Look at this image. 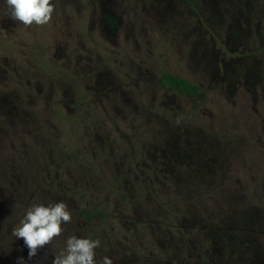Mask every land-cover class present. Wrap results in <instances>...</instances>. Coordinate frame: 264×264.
I'll return each instance as SVG.
<instances>
[{
  "label": "rangeland",
  "instance_id": "1",
  "mask_svg": "<svg viewBox=\"0 0 264 264\" xmlns=\"http://www.w3.org/2000/svg\"><path fill=\"white\" fill-rule=\"evenodd\" d=\"M50 2L25 25L0 0V264L27 259L25 210L57 201L72 219L28 264L69 235L98 238V264H200L179 249L188 205L185 230L234 225L235 264H264V0Z\"/></svg>",
  "mask_w": 264,
  "mask_h": 264
},
{
  "label": "clouds",
  "instance_id": "2",
  "mask_svg": "<svg viewBox=\"0 0 264 264\" xmlns=\"http://www.w3.org/2000/svg\"><path fill=\"white\" fill-rule=\"evenodd\" d=\"M8 16L25 25L47 24L54 11L50 0H5ZM72 219L71 211L64 201L48 204L35 203L30 205L13 229L17 239H23V246L27 248V259L24 256L16 258V264H28V260L38 255V251L64 231L62 225ZM101 245L96 238L69 235L64 247L50 258V264H98L94 259L95 249ZM99 264H113L109 256H104Z\"/></svg>",
  "mask_w": 264,
  "mask_h": 264
},
{
  "label": "trees",
  "instance_id": "3",
  "mask_svg": "<svg viewBox=\"0 0 264 264\" xmlns=\"http://www.w3.org/2000/svg\"><path fill=\"white\" fill-rule=\"evenodd\" d=\"M160 87L169 92H173L180 97L185 98H199L202 97V90L199 86L193 82L188 81L187 79L175 75L173 73L164 71L158 80ZM190 206H186L183 212L176 216V223L181 228V233L185 236L187 234V239L185 237L179 244V249H181V253H183L184 257L189 261L192 260V254H194V261L200 264H222L221 261L225 262V264H235L237 260V250L235 246L230 245L229 235L231 232L232 235L235 233V227L232 225L230 229L223 232H218L215 230L216 234L213 233V230L210 229L209 233H206L207 228L201 226L191 227L189 230H185L184 224L189 218V222L196 223L195 217L189 216L191 213ZM189 214V215H187ZM83 215L91 220L94 217L102 218V214H93L89 212L83 213ZM188 226V225H187ZM186 226V227H187ZM196 226V225H195ZM186 231V232H185ZM205 232V233H204ZM203 234H206V238L201 239ZM198 242V244H196ZM231 250V254L229 251ZM234 251L233 255L232 252ZM217 252H221L220 263L217 261ZM215 256V257H214ZM216 258V259H215ZM192 260V261H193ZM240 261V260H238Z\"/></svg>",
  "mask_w": 264,
  "mask_h": 264
}]
</instances>
